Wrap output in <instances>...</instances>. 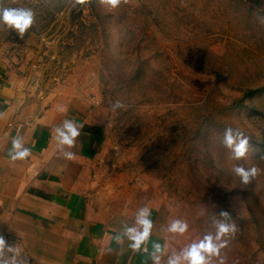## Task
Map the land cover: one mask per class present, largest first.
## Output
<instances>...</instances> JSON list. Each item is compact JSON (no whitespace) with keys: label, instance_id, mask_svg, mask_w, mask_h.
Masks as SVG:
<instances>
[{"label":"rangeland","instance_id":"rangeland-1","mask_svg":"<svg viewBox=\"0 0 264 264\" xmlns=\"http://www.w3.org/2000/svg\"><path fill=\"white\" fill-rule=\"evenodd\" d=\"M5 8L34 14L23 38L0 23L8 76L32 99L86 95L107 109L106 169L158 195L182 226L180 259L210 239L219 251L203 253L208 264H264V0H0ZM237 167L258 174L242 184Z\"/></svg>","mask_w":264,"mask_h":264},{"label":"crops","instance_id":"crops-1","mask_svg":"<svg viewBox=\"0 0 264 264\" xmlns=\"http://www.w3.org/2000/svg\"><path fill=\"white\" fill-rule=\"evenodd\" d=\"M106 115L86 95L32 99L0 62V264H188L158 195L106 169Z\"/></svg>","mask_w":264,"mask_h":264},{"label":"clouds","instance_id":"clouds-1","mask_svg":"<svg viewBox=\"0 0 264 264\" xmlns=\"http://www.w3.org/2000/svg\"><path fill=\"white\" fill-rule=\"evenodd\" d=\"M106 2L111 6V7H116L119 5L120 0H106ZM33 17L34 14L30 9H24V8H5L2 11H0V23L9 26V29H14L17 31L19 36L23 38L26 30H28L32 24H33ZM117 106H120L119 102H117ZM71 132V137L65 135L63 137V143L72 145L73 144V139L74 137L79 135V132L75 128L70 129ZM231 136L227 135L226 136V142H231ZM15 144V141H14ZM247 144L248 140L244 139L240 142V144L236 147L235 152H236V157L239 158L245 154L247 151ZM26 156V152H20L17 154L16 158H24ZM236 173L241 176L242 178V184H249L251 181L257 176L258 174V169L255 167L251 169H244L241 167H237L235 169ZM221 215L227 217L226 212H222ZM145 225L144 227V232L138 236L136 239L139 242V240L143 239L144 237L149 235L150 231V221L148 220H143L141 221ZM172 230H182V226L179 224V222H176L172 225ZM220 231L227 232L228 231V226L222 224L220 227ZM4 244V239L3 237H0V246ZM133 247H136V244L133 245ZM157 250H159V245H156ZM203 250V252H202ZM218 248L212 244L211 240L208 239L205 242H202L201 244L197 246H193L191 250L188 253V259H189V264H208V260L206 259V256L203 254L204 252L206 253H212V254H218ZM155 258V257H154ZM158 264V262H157ZM169 264H176V261L170 260ZM221 264H223V261H221Z\"/></svg>","mask_w":264,"mask_h":264}]
</instances>
